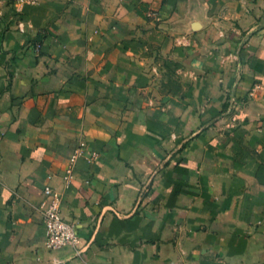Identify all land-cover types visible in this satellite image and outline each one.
Here are the masks:
<instances>
[{
  "label": "crops",
  "instance_id": "obj_1",
  "mask_svg": "<svg viewBox=\"0 0 264 264\" xmlns=\"http://www.w3.org/2000/svg\"><path fill=\"white\" fill-rule=\"evenodd\" d=\"M0 264H264V0H0Z\"/></svg>",
  "mask_w": 264,
  "mask_h": 264
},
{
  "label": "built area",
  "instance_id": "obj_2",
  "mask_svg": "<svg viewBox=\"0 0 264 264\" xmlns=\"http://www.w3.org/2000/svg\"><path fill=\"white\" fill-rule=\"evenodd\" d=\"M28 4H36L42 0H12ZM83 143H80V146ZM80 146L74 150L65 174L64 183L69 185L72 180V163L80 151ZM43 193L47 199V205L42 211V223L45 229V245L49 249L62 247L74 248L77 241V230L74 224L67 221L61 214L60 194L51 186L45 185Z\"/></svg>",
  "mask_w": 264,
  "mask_h": 264
}]
</instances>
